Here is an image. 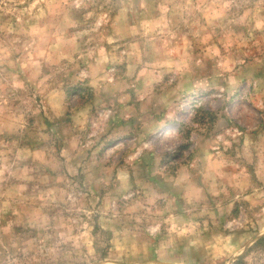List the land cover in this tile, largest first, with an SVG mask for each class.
I'll list each match as a JSON object with an SVG mask.
<instances>
[{"label": "rangeland", "instance_id": "374dc122", "mask_svg": "<svg viewBox=\"0 0 264 264\" xmlns=\"http://www.w3.org/2000/svg\"><path fill=\"white\" fill-rule=\"evenodd\" d=\"M263 236L264 0H0V264H264Z\"/></svg>", "mask_w": 264, "mask_h": 264}, {"label": "trees", "instance_id": "16d2710c", "mask_svg": "<svg viewBox=\"0 0 264 264\" xmlns=\"http://www.w3.org/2000/svg\"><path fill=\"white\" fill-rule=\"evenodd\" d=\"M253 250H263L264 249V236L262 237V238H260L255 244H254V246H253V248H252ZM252 249L249 251V252H251L252 251ZM244 259L245 258H241V259H239L235 264H246V262H244Z\"/></svg>", "mask_w": 264, "mask_h": 264}]
</instances>
